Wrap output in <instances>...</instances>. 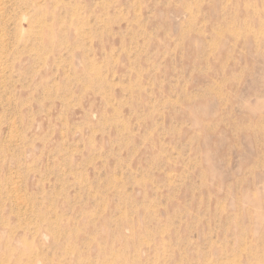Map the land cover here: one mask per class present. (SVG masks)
I'll return each mask as SVG.
<instances>
[{"label":"rangeland","instance_id":"374dc122","mask_svg":"<svg viewBox=\"0 0 264 264\" xmlns=\"http://www.w3.org/2000/svg\"><path fill=\"white\" fill-rule=\"evenodd\" d=\"M0 264H264V0H0Z\"/></svg>","mask_w":264,"mask_h":264}]
</instances>
